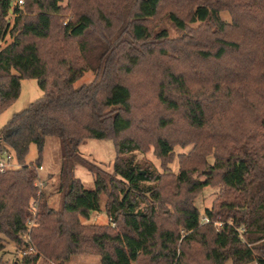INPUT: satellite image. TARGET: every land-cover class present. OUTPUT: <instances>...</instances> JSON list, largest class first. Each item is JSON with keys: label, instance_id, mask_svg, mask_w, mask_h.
<instances>
[{"label": "trees", "instance_id": "1", "mask_svg": "<svg viewBox=\"0 0 264 264\" xmlns=\"http://www.w3.org/2000/svg\"><path fill=\"white\" fill-rule=\"evenodd\" d=\"M11 1L0 0V114L25 78L43 95L0 128V153L19 165L0 170V252L9 239L34 248L14 264L78 253L100 264H264V0L178 1L166 15L185 33L176 45L149 25L165 0H26L12 13ZM146 63L152 99L129 83ZM88 70L94 78L77 87ZM47 137L61 149L58 208L37 186ZM88 139L113 141L110 169L81 153ZM32 143L38 156L28 164ZM177 144L194 145L177 174L136 156L153 145L165 165ZM214 183L221 199L204 221L193 197ZM103 209L107 223L82 221Z\"/></svg>", "mask_w": 264, "mask_h": 264}, {"label": "rangeland", "instance_id": "2", "mask_svg": "<svg viewBox=\"0 0 264 264\" xmlns=\"http://www.w3.org/2000/svg\"><path fill=\"white\" fill-rule=\"evenodd\" d=\"M92 1V0H91ZM179 1V2H178ZM184 0H165L163 7L160 10V14L157 19L150 21L149 25L154 30L166 28L171 34L173 39L172 45L177 44V40H180L185 36V33L178 31L175 26L169 21L166 15L173 9H176V4L181 3L184 5L185 9L188 8L187 4L183 3ZM63 5H67L68 0H63L61 2ZM66 13L69 17L70 14ZM66 17V18H67ZM223 17L230 20V16L227 13H223ZM9 40V37L7 38ZM177 39V40H175ZM175 41V42H174ZM4 45V44H3ZM149 63L144 65V68L134 77L130 78L131 85L134 87L135 95L139 98H150L155 94V88L153 86V81L151 75H153V70ZM94 78V73L88 70L84 76L76 82V86H80L85 83H89ZM43 95V90L39 87L37 80L33 78H25L22 80L21 94L16 101H14L4 112L0 114V128L5 126L9 119L17 112L25 108L30 102L37 100ZM236 113H232L229 117L235 118ZM232 119V118H231ZM249 124V122H247ZM194 148L193 144L187 146L175 145L174 156L172 161L162 164V161L156 156L154 152V146L150 145L148 151L136 152V156L140 160H145L152 163L159 172L167 174H177L181 169V155H188ZM213 152V151H212ZM13 160L9 166L11 168L19 167L18 162L15 158L13 152ZM81 153L101 164L104 168L110 169L112 167V162L116 156V149L113 141L111 140H100V139H88L81 146ZM7 152L0 153V160L5 158ZM38 156V149L36 144L32 143L30 146V151L26 157V162L28 164L35 161ZM44 166L43 169L39 171V182L43 183L42 190H44L48 196V203L50 207L58 208L60 202L59 194V172L61 167V149L59 140L56 137H47L45 147H44ZM209 162H214L213 153L208 156ZM75 174L80 178L85 184L86 188L94 187L93 175L83 166L78 165L75 170ZM196 176V174H195ZM169 179V175H167ZM202 181L205 180L204 176H200ZM223 185L221 183H214L212 185L205 186L198 194L193 197L194 205L201 211L204 221L206 220L205 212L207 209H212L218 206L220 197L222 194ZM103 198V204L105 202V196ZM84 223H97L105 224L109 221V218L104 211L93 212L90 219H82ZM207 221V220H206ZM216 227L221 226L219 221L214 223ZM6 247L0 252V264H14L16 261H21L23 257L20 250L14 242L6 239ZM47 261L50 264H57L56 262H49L48 259L43 255L37 264L44 263ZM62 264H100V256L95 254L78 253L71 256V258ZM228 264H233L229 261ZM248 264H256L255 262Z\"/></svg>", "mask_w": 264, "mask_h": 264}, {"label": "built area", "instance_id": "3", "mask_svg": "<svg viewBox=\"0 0 264 264\" xmlns=\"http://www.w3.org/2000/svg\"><path fill=\"white\" fill-rule=\"evenodd\" d=\"M25 4H26V0H12L11 1V13L14 11V9H24L25 7ZM13 160V155L11 153H7L6 157L5 158H2L0 160V170L4 171L6 169H9V166L11 164ZM43 169V166L39 168V171ZM37 186L42 190V186H43V183L39 182V179L37 181ZM31 216H29V218L27 219V226L29 228H31L34 224H35V220H36V216H37V212H38V202L37 200H33L31 202ZM206 220H208L206 218ZM26 238L29 240L30 239V236L29 234L26 235ZM34 251V248L33 247H30L29 251H23V250H20V253L23 255L27 254L28 252H33Z\"/></svg>", "mask_w": 264, "mask_h": 264}, {"label": "crops", "instance_id": "4", "mask_svg": "<svg viewBox=\"0 0 264 264\" xmlns=\"http://www.w3.org/2000/svg\"><path fill=\"white\" fill-rule=\"evenodd\" d=\"M43 166H44V163H43ZM92 215V214H91Z\"/></svg>", "mask_w": 264, "mask_h": 264}]
</instances>
